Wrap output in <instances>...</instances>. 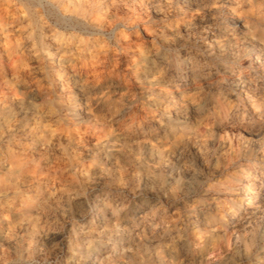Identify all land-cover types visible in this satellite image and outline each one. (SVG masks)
I'll use <instances>...</instances> for the list:
<instances>
[{
	"label": "rangeland",
	"instance_id": "1",
	"mask_svg": "<svg viewBox=\"0 0 264 264\" xmlns=\"http://www.w3.org/2000/svg\"><path fill=\"white\" fill-rule=\"evenodd\" d=\"M0 264H264V0H0Z\"/></svg>",
	"mask_w": 264,
	"mask_h": 264
},
{
	"label": "bare ground",
	"instance_id": "2",
	"mask_svg": "<svg viewBox=\"0 0 264 264\" xmlns=\"http://www.w3.org/2000/svg\"><path fill=\"white\" fill-rule=\"evenodd\" d=\"M63 19V18H62ZM245 180V179H244ZM249 183V182H248ZM247 184V183H246ZM244 185V184H243ZM246 191V190H245Z\"/></svg>",
	"mask_w": 264,
	"mask_h": 264
}]
</instances>
